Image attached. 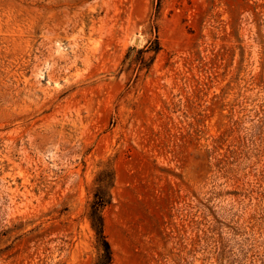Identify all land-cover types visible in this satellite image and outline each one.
Segmentation results:
<instances>
[{
  "label": "rangeland",
  "instance_id": "1",
  "mask_svg": "<svg viewBox=\"0 0 264 264\" xmlns=\"http://www.w3.org/2000/svg\"><path fill=\"white\" fill-rule=\"evenodd\" d=\"M264 264V0H0V264Z\"/></svg>",
  "mask_w": 264,
  "mask_h": 264
},
{
  "label": "trees",
  "instance_id": "2",
  "mask_svg": "<svg viewBox=\"0 0 264 264\" xmlns=\"http://www.w3.org/2000/svg\"><path fill=\"white\" fill-rule=\"evenodd\" d=\"M105 198L102 194H96V200L92 204L91 217L97 232L98 247L101 252L96 264H112L113 251L110 242L104 232V222L100 209L105 205Z\"/></svg>",
  "mask_w": 264,
  "mask_h": 264
}]
</instances>
